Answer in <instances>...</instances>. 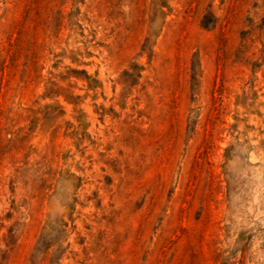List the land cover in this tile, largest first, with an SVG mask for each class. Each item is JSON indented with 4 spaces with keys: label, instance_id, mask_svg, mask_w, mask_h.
Masks as SVG:
<instances>
[{
    "label": "rangeland",
    "instance_id": "1",
    "mask_svg": "<svg viewBox=\"0 0 264 264\" xmlns=\"http://www.w3.org/2000/svg\"><path fill=\"white\" fill-rule=\"evenodd\" d=\"M0 264H264V0H0Z\"/></svg>",
    "mask_w": 264,
    "mask_h": 264
}]
</instances>
